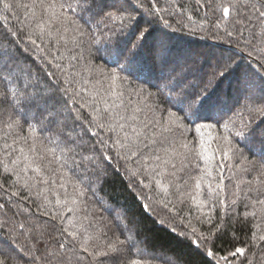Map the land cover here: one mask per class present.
<instances>
[{
    "label": "trees",
    "instance_id": "obj_1",
    "mask_svg": "<svg viewBox=\"0 0 264 264\" xmlns=\"http://www.w3.org/2000/svg\"><path fill=\"white\" fill-rule=\"evenodd\" d=\"M148 2L173 60L211 63L228 50L257 67L264 0H248L242 34L232 37L226 28L236 13L220 19L219 0ZM77 3L0 0V42H17L16 58L0 61V247L10 264H264V152L235 135L253 103L236 91V76L220 85V106L203 114L211 118L176 113L170 122L155 88L101 58L97 48L113 34L99 18L85 25ZM52 73L69 89L57 122L47 111L59 95H41L55 84ZM149 92L172 131L145 128L143 113L129 119ZM101 152L106 179L87 159ZM236 248L244 253L233 256Z\"/></svg>",
    "mask_w": 264,
    "mask_h": 264
},
{
    "label": "snow or ice",
    "instance_id": "obj_2",
    "mask_svg": "<svg viewBox=\"0 0 264 264\" xmlns=\"http://www.w3.org/2000/svg\"><path fill=\"white\" fill-rule=\"evenodd\" d=\"M247 6L248 0H219L215 3L214 11L222 10L220 19L229 17L230 9L236 13V16L227 22L231 26L226 28L227 36L232 37L234 32L238 35L242 34L240 28L245 17L241 16V11ZM5 7L9 5L6 4ZM252 7L255 6L252 5ZM77 8L80 10V19L85 25L99 18L108 32L113 34L108 38L103 49L97 48V52L103 54L101 58L105 59V63L110 61L126 76L143 80L144 83L155 88L156 99L167 106L162 111L167 113L170 122L179 120L176 113L182 114L184 120L211 118L204 117L203 114L211 113L220 106L221 97L218 94L220 85L229 77L236 76L234 82L236 91L246 102L253 103L251 106L248 103L244 105L248 110V119L244 121L241 117L242 130L237 131L235 135L243 139L250 151H255L256 144L259 142L260 151L264 152V49L259 50V59L255 60L257 67H253L252 62L244 63L243 57L237 60L234 52L224 50L219 55H213L211 63L205 60L207 64V70H205V64L197 60H192L190 63L173 60L171 38L162 29L157 31L155 23L159 22V17L156 16L158 9L154 10L148 0H78ZM259 17L264 19V11L259 12ZM163 27H170V25L165 21ZM80 35L83 37L86 33L81 30ZM32 43L35 44V41ZM8 45L10 47H5L0 42V61H3L5 57L9 61L16 58L17 42L9 40ZM248 56L251 57L252 52H249ZM56 67L59 68V65ZM51 75L55 77V84H49L41 95H47L49 99L59 95L56 106L47 111L48 120L57 122V117L62 115L59 109H67L68 102L63 97L68 94L69 89L59 87L61 78L57 73ZM115 79L116 76L113 74L112 80L115 81ZM75 95L73 93V96ZM140 95H143V89L137 93L138 97ZM47 103L48 101L45 100V104ZM67 111L70 115L71 110ZM158 111H161L159 105L153 99V93L149 92L144 97L143 108H133L129 119L135 121L139 119L137 114L143 113L142 124L145 128L160 127L164 132L172 131L164 124L163 115L157 119ZM97 126L103 128L105 125L98 123ZM100 143L105 144V141L101 140ZM116 143L120 147L126 146L119 140ZM223 155L227 157L228 152H224ZM87 159L95 168L98 178L103 176L106 179L109 167H100V163L105 159L103 152L100 153L99 160L94 156ZM36 170L39 171V168ZM130 175L135 176L136 173L132 172ZM195 231L196 229H192V232ZM198 239L207 241L208 237L201 235ZM261 239L264 240V237ZM60 247L64 248L65 245L60 244ZM237 253L243 254L244 250L236 248L232 255L235 256ZM204 255L215 256V251L205 248ZM220 259L227 262L228 257H220ZM10 260L8 251L0 247V264H10ZM77 264H79L78 260Z\"/></svg>",
    "mask_w": 264,
    "mask_h": 264
}]
</instances>
